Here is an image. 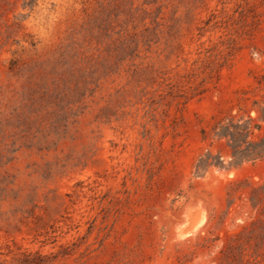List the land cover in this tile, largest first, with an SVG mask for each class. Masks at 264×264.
<instances>
[{
  "label": "rangeland",
  "instance_id": "rangeland-1",
  "mask_svg": "<svg viewBox=\"0 0 264 264\" xmlns=\"http://www.w3.org/2000/svg\"><path fill=\"white\" fill-rule=\"evenodd\" d=\"M263 140L264 0H0V264H264Z\"/></svg>",
  "mask_w": 264,
  "mask_h": 264
},
{
  "label": "water",
  "instance_id": "water-1",
  "mask_svg": "<svg viewBox=\"0 0 264 264\" xmlns=\"http://www.w3.org/2000/svg\"><path fill=\"white\" fill-rule=\"evenodd\" d=\"M190 214L188 218H185L182 222V234L188 235L193 233L196 230L197 224L200 221L203 213L205 211L201 208H193L189 210Z\"/></svg>",
  "mask_w": 264,
  "mask_h": 264
},
{
  "label": "trees",
  "instance_id": "trees-1",
  "mask_svg": "<svg viewBox=\"0 0 264 264\" xmlns=\"http://www.w3.org/2000/svg\"><path fill=\"white\" fill-rule=\"evenodd\" d=\"M257 129H261L260 126L257 127ZM248 134H251V129L248 127ZM252 148L254 153L256 154V157L254 159H262L264 158V140L261 143H252Z\"/></svg>",
  "mask_w": 264,
  "mask_h": 264
},
{
  "label": "bare ground",
  "instance_id": "bare-ground-1",
  "mask_svg": "<svg viewBox=\"0 0 264 264\" xmlns=\"http://www.w3.org/2000/svg\"><path fill=\"white\" fill-rule=\"evenodd\" d=\"M205 223V222H204ZM205 226V225H204ZM200 229V228H199ZM201 230V229H200ZM183 240V239H182Z\"/></svg>",
  "mask_w": 264,
  "mask_h": 264
}]
</instances>
